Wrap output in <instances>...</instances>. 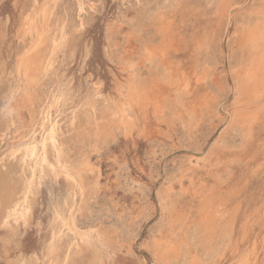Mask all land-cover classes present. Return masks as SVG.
<instances>
[{"label":"rangeland","instance_id":"obj_1","mask_svg":"<svg viewBox=\"0 0 264 264\" xmlns=\"http://www.w3.org/2000/svg\"><path fill=\"white\" fill-rule=\"evenodd\" d=\"M227 1L229 20L220 16L223 0L57 1L56 18L83 25L71 30L45 91L59 84L68 96L71 105L58 115L65 157L73 164L87 160L93 169L92 196H75L76 227L91 229L103 245L96 242L100 257L94 259L92 249L73 246L79 241L65 232L49 254L55 213L69 206L72 189L62 176L48 173L36 185V174L29 224L0 226V264H264V130L257 129L245 146V116L257 107L241 76L250 55L240 38L263 3ZM32 5L0 0V65L5 66L0 96L23 48L20 14ZM158 17L170 28L165 41L171 39L162 62L166 44L156 32ZM144 49L156 53L153 62H141ZM131 61L143 79L166 90L165 96L145 108L133 106V129L125 133L115 125L96 142L86 130L123 97L120 86L130 81ZM181 77L188 89L179 86ZM3 140L0 158L6 155ZM21 165L8 157L1 162L0 187L30 180L31 169Z\"/></svg>","mask_w":264,"mask_h":264},{"label":"bare ground","instance_id":"obj_2","mask_svg":"<svg viewBox=\"0 0 264 264\" xmlns=\"http://www.w3.org/2000/svg\"><path fill=\"white\" fill-rule=\"evenodd\" d=\"M57 1L48 0V2L38 7L37 0H30L33 4L32 9L24 11L19 17V40L22 41L23 48L14 60V66L10 73L11 79H8L6 92L0 96V139H4L3 141L7 145L6 155L0 158V164L6 157L13 160L18 159L22 163L21 168L25 169L29 167L32 175L30 180L23 178V185L21 186L17 185L16 180H11L14 182L13 184L4 182L0 187V226L9 227L10 225H18L19 223L22 225L27 224L33 208V200L29 198V190L32 187L31 184L36 179V174L39 175L37 183L35 182L36 185L40 184L45 173L50 174L54 179L62 176L71 184V203L66 210L60 209L55 213L52 242L48 252L49 254L52 253L55 242L60 239L63 233L70 232L74 241H79V244L76 243L73 246L80 245L79 247H81L84 245L88 249H92L93 258L95 259L100 257L96 242H102L98 236L94 235L91 229L86 231H79L77 229V208L75 203L76 195H79L81 198L92 196L93 192L90 188L91 183L88 174L93 172V169L87 160L81 161L82 163L80 164H73L66 159L63 145L59 139L61 135V123L58 121V115L71 104L69 103L65 89L59 84L51 86L47 91H45L44 85L47 78L53 73L54 68H56L55 64L59 58V54L68 45L71 30L78 29L83 25L81 20L80 23L71 24L66 18H56L58 17L56 15ZM261 1L263 8L260 10L257 18L249 17L246 21V27L240 32L243 48L250 55V66L242 72L241 76L244 80L245 89L250 90L249 95H251L253 101L249 99L257 107L254 112L252 111L245 116L247 122L243 126L245 146L252 142L254 132L257 129L264 130V0ZM229 2L223 0L222 3L224 4L221 3L220 6V16L225 15L228 20L230 19L229 16L232 9ZM78 6L82 13L84 11L83 3H80ZM157 20L160 26H156V32L159 34L162 42L166 44L164 51L162 50V56L160 55L162 59L160 62H162L165 61V56L169 55L170 46L168 44L171 43V39L167 41L168 43L165 40L168 38L170 28L163 25L160 17ZM2 37L0 35V40ZM199 45L197 43L196 48L200 49L201 46ZM144 50V60H141V62H153L156 53L153 52V49L151 51L149 49ZM161 65L163 67L166 65V69L169 66L166 63H161ZM4 69V64L0 65V74L2 71L4 73ZM126 71L130 74V81L125 87L124 85L120 86V96L123 97H120L119 102L114 103L112 106H107V109L111 110L110 114L106 113L105 115L108 114L107 116L101 114L104 116L94 117V122L89 124V126H93L86 130L91 137L95 138L96 142L102 135L107 136L109 133L111 134L110 131L115 125L119 130L122 129L127 133L134 126V119L132 117L133 106L139 107L151 102L157 103L165 96L166 90L164 91V89L159 87L160 85H156L155 81L147 82L143 79L139 68H136L132 61L128 63ZM172 79H174L173 75ZM180 80L183 82V85L177 81L178 85L180 84V87L184 86L183 89H188V81L182 77ZM92 108H96V102L95 104L93 103ZM69 118H71V123L74 125L76 112L71 110ZM93 183L95 184L94 181ZM217 191L219 190L217 189ZM205 222L209 230L215 228L210 219L207 218ZM215 222L217 223L216 220ZM13 229H16V227ZM68 250L70 251V249ZM67 258L68 255L64 258L63 262ZM245 264H249V262Z\"/></svg>","mask_w":264,"mask_h":264}]
</instances>
